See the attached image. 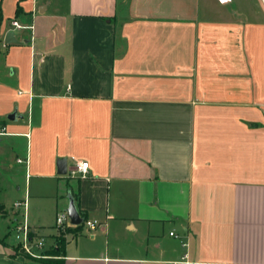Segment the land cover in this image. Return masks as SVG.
Returning a JSON list of instances; mask_svg holds the SVG:
<instances>
[{
  "label": "crops",
  "instance_id": "crops-1",
  "mask_svg": "<svg viewBox=\"0 0 264 264\" xmlns=\"http://www.w3.org/2000/svg\"><path fill=\"white\" fill-rule=\"evenodd\" d=\"M4 8L32 28L1 31L0 264H27L25 220L57 246L71 192L97 226L65 264H264V0Z\"/></svg>",
  "mask_w": 264,
  "mask_h": 264
},
{
  "label": "built area",
  "instance_id": "built-area-1",
  "mask_svg": "<svg viewBox=\"0 0 264 264\" xmlns=\"http://www.w3.org/2000/svg\"><path fill=\"white\" fill-rule=\"evenodd\" d=\"M15 30L32 28V26H25L20 24L17 20L12 22ZM89 168V162L86 160H78L73 158L71 160V170L70 174L74 177H83L86 176ZM15 207H27V200L17 201L14 204ZM75 226L70 222V217L68 215L67 210H62L57 214L56 217V227L62 230H67L69 227ZM81 226L88 228L89 230H93L97 226L96 221H91L84 219ZM15 236L18 241L20 248L27 254L35 258H47L49 257L46 254H42L40 250H42L46 246V239L44 237H36L32 234L31 226L28 221L19 223L15 228ZM173 235L174 232H171Z\"/></svg>",
  "mask_w": 264,
  "mask_h": 264
},
{
  "label": "water",
  "instance_id": "water-1",
  "mask_svg": "<svg viewBox=\"0 0 264 264\" xmlns=\"http://www.w3.org/2000/svg\"><path fill=\"white\" fill-rule=\"evenodd\" d=\"M45 7L40 9L41 12H44ZM11 43H22L19 39L16 38V33L13 29L9 30L5 36V44ZM16 118V113H11L8 115V119L14 120ZM60 173H67V158H62L60 161ZM67 212L70 217V222L72 225L79 226L82 224L84 218L81 216L79 209L77 207L75 198L69 196V205L67 207Z\"/></svg>",
  "mask_w": 264,
  "mask_h": 264
},
{
  "label": "trees",
  "instance_id": "trees-1",
  "mask_svg": "<svg viewBox=\"0 0 264 264\" xmlns=\"http://www.w3.org/2000/svg\"><path fill=\"white\" fill-rule=\"evenodd\" d=\"M71 195L75 198V201H78V194L75 192H71ZM5 207L0 203V213H4ZM80 211V210H79ZM81 216L86 219L84 213L80 211ZM81 225L76 226L79 228ZM70 231V229H67ZM33 234V233H32ZM60 241V245H57L53 250L49 251V254L51 257L47 258H35L30 256L29 254L25 253L23 250H20L21 253L27 258V264L37 263V264H65V261L63 258H58L56 256L61 255L62 251L64 250L66 240L62 237L58 238Z\"/></svg>",
  "mask_w": 264,
  "mask_h": 264
},
{
  "label": "rangeland",
  "instance_id": "rangeland-1",
  "mask_svg": "<svg viewBox=\"0 0 264 264\" xmlns=\"http://www.w3.org/2000/svg\"><path fill=\"white\" fill-rule=\"evenodd\" d=\"M13 1H15V0H0V39L2 38V35H3V32H1L2 31V27H4V30H6V29L11 27V23H12V19L5 18V15L3 14V13H8L7 10L4 8V5L8 6V4L13 2ZM59 2H60V0H51V8H53L56 5H58ZM39 16H41V15H39ZM42 16H45V15H42ZM58 232H59V237L58 238H60V237L62 238L63 237L66 240L65 234L68 233V230L59 229ZM58 238H57L56 241H54L56 243V245H60V241H59ZM53 249L54 248H50L49 249V247L46 246L42 250H40V252L42 254H47L48 251L53 250Z\"/></svg>",
  "mask_w": 264,
  "mask_h": 264
}]
</instances>
